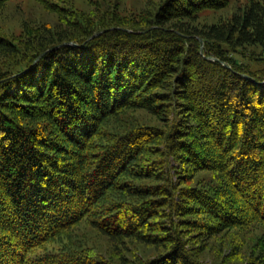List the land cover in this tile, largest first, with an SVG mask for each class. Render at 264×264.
Listing matches in <instances>:
<instances>
[{"label":"trees","instance_id":"obj_1","mask_svg":"<svg viewBox=\"0 0 264 264\" xmlns=\"http://www.w3.org/2000/svg\"><path fill=\"white\" fill-rule=\"evenodd\" d=\"M205 8L222 3L165 0L142 29L115 25L79 37L43 30L29 41L26 65L0 72V264H104L42 249L83 219L113 245L165 248L145 264H203L176 228L174 197L181 218L200 210L217 221L203 227L211 235L264 223V75L224 48L264 47V4L250 0L230 21L194 28L193 13ZM18 49L0 34L1 53ZM126 110L167 127L178 111L170 133L177 161L218 173L222 196L185 192L186 174L174 183L168 165L145 162L161 155L167 133L107 127ZM185 228L200 227L191 220Z\"/></svg>","mask_w":264,"mask_h":264},{"label":"rangeland","instance_id":"obj_2","mask_svg":"<svg viewBox=\"0 0 264 264\" xmlns=\"http://www.w3.org/2000/svg\"><path fill=\"white\" fill-rule=\"evenodd\" d=\"M260 1L264 4V0ZM164 2L165 0H0V34L10 38L19 48L16 54L4 55L0 52V72H6L11 68L20 70L26 65L35 51V46L29 41L32 36L35 38V35V41L43 38L44 35L41 33L43 30H48L46 33L68 31L70 35L79 37L86 30L98 31L99 28L115 25L142 29L152 23L153 16ZM220 2L221 9L205 8L193 13L194 21L189 24L194 28L202 29L204 26L228 22L234 15L243 12L250 0H220ZM60 7L66 8L67 12L62 11ZM61 12L68 13L69 16ZM224 48L245 70L259 76L264 75L263 46L233 49L226 45ZM124 112L126 113L124 116L120 115L118 119L110 121L107 127L121 133L138 127L155 126L164 129L163 132L167 133V138L157 145L163 157L149 154L143 158L145 162L155 163L160 167L168 165L174 183L179 182V173L186 174L185 178L191 181L181 185L185 192L202 190L214 198L222 194L220 189L224 182L218 173L203 170L197 172V168L182 165L177 161L175 155L179 153L171 149L177 134L170 133L174 132L175 128L177 130V124L182 119L178 111L170 115L168 127L143 111ZM177 189L179 191L180 187L178 186ZM180 200L181 198L174 197L173 218L183 242L196 260L203 264H264L263 222L236 223L211 235L204 232L203 227L215 225L217 221L206 214H201L200 210H196L195 215L181 218L178 215ZM210 206L214 209L212 205ZM166 212L171 213L168 209ZM220 214L224 216V213ZM191 220L201 229L185 228V223L188 224ZM159 222L163 223V220ZM221 227L219 226V229ZM160 234L158 232L156 236ZM167 247L171 248L170 244H167ZM42 249H49L57 254L61 251L73 253L70 255L77 253L81 256L74 255L75 258L70 259L99 260L104 264H145L165 251L162 246L141 244L135 239H127L113 245L103 234L92 228L86 219L56 235Z\"/></svg>","mask_w":264,"mask_h":264},{"label":"water","instance_id":"obj_3","mask_svg":"<svg viewBox=\"0 0 264 264\" xmlns=\"http://www.w3.org/2000/svg\"><path fill=\"white\" fill-rule=\"evenodd\" d=\"M203 49H204V43H203V41L201 40V50L203 51Z\"/></svg>","mask_w":264,"mask_h":264}]
</instances>
